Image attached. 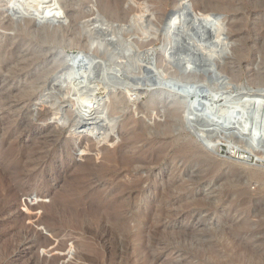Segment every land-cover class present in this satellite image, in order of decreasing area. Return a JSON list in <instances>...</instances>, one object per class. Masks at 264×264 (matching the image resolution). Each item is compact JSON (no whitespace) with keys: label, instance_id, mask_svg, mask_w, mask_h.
I'll return each instance as SVG.
<instances>
[{"label":"rangeland","instance_id":"1","mask_svg":"<svg viewBox=\"0 0 264 264\" xmlns=\"http://www.w3.org/2000/svg\"><path fill=\"white\" fill-rule=\"evenodd\" d=\"M136 128L144 141L127 148ZM133 148L144 160L86 177L84 195L105 203L131 181L142 189L122 200L144 237L106 239L110 261L51 204L80 166ZM22 157L42 160L0 183V264H264V0H0V173ZM158 189L175 197L158 206ZM82 248L96 261L77 259Z\"/></svg>","mask_w":264,"mask_h":264},{"label":"bare ground","instance_id":"2","mask_svg":"<svg viewBox=\"0 0 264 264\" xmlns=\"http://www.w3.org/2000/svg\"><path fill=\"white\" fill-rule=\"evenodd\" d=\"M180 3H181L180 1H175L174 2L173 6L171 8L172 10H170L171 13L168 12L167 15H166L167 18H165V20H164V22L167 25V28H166V30H163V32L167 31V35H166V39L163 40V43L161 42L160 46H161L162 51H165V49H166V53H168L167 49L169 48L168 47L169 44H171V38H172L173 29L176 27L177 24H179L181 22V19H182V15H180V12H179L180 9L177 8V7L180 6ZM168 14H169V16H168ZM209 17H210L209 12L204 15V19L206 18L205 20H207ZM140 25H141V23H140ZM139 27L142 28V26H139ZM74 30H76V29H74ZM77 30L79 31L80 28H77ZM77 30H76V32H77ZM74 32L75 31H73L72 33L70 32V35L73 36V34H75ZM80 32H81V30H80ZM80 32H78V33L80 34ZM78 33H76V35H79ZM82 34H85V33L82 32ZM85 35H88L90 37H85L84 36L83 39H82V45L88 47L89 45L94 44L96 42L95 41L96 40V36H94V34H92V35L91 34L90 35L89 34H85ZM79 38H76V40H79ZM79 42H80V40H79ZM108 58L110 59L109 55H108ZM88 88H89V86H88ZM257 97H259V96H257ZM257 97L253 98L254 100L256 99L255 100L256 103L259 101V99L257 100ZM223 108L224 107L221 106L220 110H223ZM255 108L256 107H254V109ZM113 117L114 116H112V118ZM80 120L81 119L74 118L73 121L71 122L70 126L72 128H73V126H77L79 123H81ZM80 126H83V123L81 125L79 124V127ZM92 128H95V130H96L97 126L92 127ZM132 132L133 133L131 134V137L127 138L126 141H125L126 145H127L126 146L127 148L128 147L131 148V146H129V144L133 145V143H135L136 141H139V139H141L144 136V131H142V129H140V128H136ZM142 139L144 141V137ZM134 148H133V150L129 149V151H127L125 153H121L119 155L116 154V152H114V151L107 150L105 152V154H103V156H102V160H101L102 163L100 162L101 164L97 168L92 167V166L90 167V164L89 165H87V164L85 165L84 164V165L80 166L78 168V172H77V174L75 176L76 180H75L74 184H72V187L71 188L69 187L70 189H68L70 192L69 191H68L69 193L65 192L64 195H61V196H55L56 198L54 197L55 199H54L53 203L51 204L52 205V211H54V212L57 211L58 212V210H59L60 212L62 211L64 213H67V214H65V216L69 215V216H67L68 218L62 216L63 218H65V219H61L62 220L61 223H63L62 224L63 226L67 225V227L69 226V228L71 226V229L72 230L74 228L77 229V233H79V234H83V235L84 234H86V235H88V234L92 235L93 234V236L95 235L97 239L102 241L103 244L105 245V248H106V255L107 256L105 258L110 259V261H112L111 259L113 258L112 254L113 253L116 254L118 250L115 251L114 250L115 248L114 249L112 248L113 250L110 251L109 247L106 244V239L112 240V241H118V242L120 240V242L123 243L122 245H124V243H127L128 240L131 239V238L140 240V239H142L144 237V217L142 215H140L138 217H133V218L132 217L130 218V217L126 216L125 211H127L131 207V205H130V203L128 201H126V200L123 201L122 200V197L125 196V195L131 196L133 193H141L142 189L139 187V185L137 183L138 181L137 182L135 180L131 181L130 183L126 184V186H123L122 188L121 187L117 188V191L115 193H116V198L118 200V205H115V204H112V203H105L107 201L100 199L99 196L90 199V198H87V196L84 195L86 193V191H87V188H88V184L87 183H89L88 179L86 177L88 175V178H90L89 174L93 173L94 172L93 170H96L95 172L97 174L100 173V176H102V175L105 176V175H109V174L114 176L115 171H117L118 168L132 166L131 164L133 162H135L136 159L144 160V158L135 156L136 155L135 154L136 151H134ZM31 155H32V151L23 152L22 153V156L24 158H28ZM23 157H22V160H21V163H20L19 167L18 166H17L18 168L16 167L17 168L16 171L6 172V171H4L6 168L5 169L3 168L4 169L3 172L0 173V183H3L4 181H6V179L8 181L9 177H11V179L12 178L13 179H18V173H19L18 169L19 168L21 170L25 166H30V165L34 166L35 164H38V162L39 161L41 162V160H42V159H40V160H34V161H31V160L27 161V160H24ZM96 181H97V179H96ZM96 181H95V183H96ZM12 182L14 183V181H12ZM90 182H91V179H90ZM91 183H93V181ZM171 186H169V187H171ZM15 187H17V186L15 185ZM162 191L160 189L159 191H157L155 193L156 195H154L157 198V205L158 206H162V204H164L167 200H169V199L171 200L172 198L175 197L173 192H169V194H167V192L164 193ZM110 202H112V201H110ZM43 206L44 205H42V207ZM53 208H54V210H53ZM47 211H48V209H47ZM54 214L56 215L57 213L55 212ZM46 215H48V214H46ZM46 215L43 218L41 217L42 219L40 218L41 220H39V222L41 221L42 223H44L45 218L47 217ZM56 217H58V215ZM50 219H53V218H50ZM131 219H133L136 222L135 230H132L130 225H129V220H131ZM48 220H49V218H48ZM59 220H60V218H59ZM63 220L65 221V224H64ZM39 222H38V224H39ZM47 223L48 222H46V224ZM53 223H55V222L53 221ZM58 224L59 223L57 222V225ZM87 237H89V236H87ZM84 239H86V238H84ZM38 241L40 242V244H43V245L46 242L45 239H42V238H40ZM87 243H89V242H87ZM81 246H83V244H81ZM114 247H115V245H114ZM87 249H89V248H87ZM91 252H92V250H91ZM91 252H90V254H92ZM120 252H121V250H120ZM137 253L138 254L140 253L139 249L137 250ZM90 254L86 250H83V248H82V250H80L78 252L76 258L77 259H82L84 261H88L90 263L95 262L96 260H95V257H93L94 255L91 256ZM120 255H121V253H120ZM50 264H55L54 260L50 261Z\"/></svg>","mask_w":264,"mask_h":264},{"label":"water","instance_id":"3","mask_svg":"<svg viewBox=\"0 0 264 264\" xmlns=\"http://www.w3.org/2000/svg\"><path fill=\"white\" fill-rule=\"evenodd\" d=\"M6 10V9H5ZM12 10H14V13H21V14H23V11L19 8V7H17L15 4L14 5H12L11 7H10V5H9V9L8 10H6V12H9V13H11V14H13V12H12ZM34 13V15H36L37 17H39V18H42V20H45V19H47V20H55V19H57V18H59V16H54V17H49V16H47L46 15V13L45 12H43L42 14H38V13H36L35 11H33ZM170 12V11H169ZM171 13V12H170ZM169 13V14H170ZM169 14H168V16H169ZM43 16V17H42ZM166 18H167V16H166ZM206 22V21H205ZM162 28H163V30H166V28H167V25H166V23L164 22L163 23V25H162ZM187 110V109H186Z\"/></svg>","mask_w":264,"mask_h":264}]
</instances>
